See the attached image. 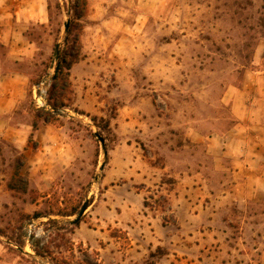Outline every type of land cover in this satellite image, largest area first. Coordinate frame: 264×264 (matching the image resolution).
I'll return each instance as SVG.
<instances>
[{"label":"rangeland","instance_id":"obj_1","mask_svg":"<svg viewBox=\"0 0 264 264\" xmlns=\"http://www.w3.org/2000/svg\"><path fill=\"white\" fill-rule=\"evenodd\" d=\"M48 5L27 29L38 49L23 92L0 84V261L264 264V198L244 210L225 195L227 94L264 75V0H87L62 89L53 52L71 46L75 12Z\"/></svg>","mask_w":264,"mask_h":264},{"label":"crops","instance_id":"obj_2","mask_svg":"<svg viewBox=\"0 0 264 264\" xmlns=\"http://www.w3.org/2000/svg\"><path fill=\"white\" fill-rule=\"evenodd\" d=\"M48 17V0H0V45L5 49L6 59V66L0 64V84L5 89L2 94H12L14 83L22 91L29 81L25 65L35 61L38 47L27 29L33 24L47 23ZM255 79L257 87L250 94H227L236 122L231 129L235 132L230 156L234 168L225 195L244 210H254L264 198V93L261 91L264 75L259 73ZM7 98L10 105L12 97ZM242 144L244 153L238 149ZM2 251L0 246V255ZM0 264L9 263L3 259Z\"/></svg>","mask_w":264,"mask_h":264},{"label":"trees","instance_id":"obj_3","mask_svg":"<svg viewBox=\"0 0 264 264\" xmlns=\"http://www.w3.org/2000/svg\"><path fill=\"white\" fill-rule=\"evenodd\" d=\"M87 0H72L73 11L75 12V17L73 21H70V24L66 30L64 43L71 42V46L63 49L59 52L58 58L56 60L55 74L53 76V89L55 87L64 88L66 83L68 82V70L71 65L78 61L79 58V50L78 45H76L77 37H72V30L76 25L78 19H80L83 15V12L86 7ZM57 104L52 106V109L57 108ZM45 115V119L52 120L54 114L51 112H43ZM54 118V117H53Z\"/></svg>","mask_w":264,"mask_h":264},{"label":"water","instance_id":"obj_4","mask_svg":"<svg viewBox=\"0 0 264 264\" xmlns=\"http://www.w3.org/2000/svg\"><path fill=\"white\" fill-rule=\"evenodd\" d=\"M68 28V23L66 22V24L64 25V30L66 31ZM58 55H59V44L57 43L54 47V52H53V57H54V60H57L58 58ZM98 140L100 141V144H101V148L103 150V155L104 157L107 156V150H106V147H105V144H104V139L100 136H97ZM104 164L105 162L103 161L101 163V165L99 166V170H103V167H104ZM88 206V202L85 201L82 206L80 207V209L78 210V212L76 213V216L71 220V223H76L80 220L81 216L83 215L84 211L86 210Z\"/></svg>","mask_w":264,"mask_h":264}]
</instances>
